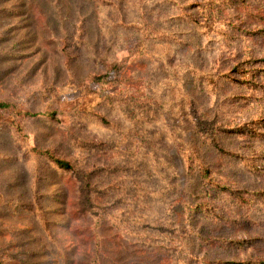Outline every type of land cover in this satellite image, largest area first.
Segmentation results:
<instances>
[{
  "label": "rangeland",
  "instance_id": "rangeland-1",
  "mask_svg": "<svg viewBox=\"0 0 264 264\" xmlns=\"http://www.w3.org/2000/svg\"><path fill=\"white\" fill-rule=\"evenodd\" d=\"M259 69L264 0H0L1 263L264 264Z\"/></svg>",
  "mask_w": 264,
  "mask_h": 264
},
{
  "label": "trees",
  "instance_id": "trees-1",
  "mask_svg": "<svg viewBox=\"0 0 264 264\" xmlns=\"http://www.w3.org/2000/svg\"><path fill=\"white\" fill-rule=\"evenodd\" d=\"M257 74L258 75L255 77V82L258 83L259 87H263L264 86V78H263L264 70L263 69L257 70ZM0 107L5 109V108H8L9 106L6 105V104H0ZM39 154L47 157L48 159H50L51 161H53L54 163H56L58 166L62 167L63 169L71 170V165L68 162L56 157L53 152L44 151V152H40ZM97 247H98L97 248V254H96V257L93 260H104L103 253L101 255V250H99V246H97Z\"/></svg>",
  "mask_w": 264,
  "mask_h": 264
},
{
  "label": "water",
  "instance_id": "water-1",
  "mask_svg": "<svg viewBox=\"0 0 264 264\" xmlns=\"http://www.w3.org/2000/svg\"><path fill=\"white\" fill-rule=\"evenodd\" d=\"M0 264H1V262H0Z\"/></svg>",
  "mask_w": 264,
  "mask_h": 264
}]
</instances>
